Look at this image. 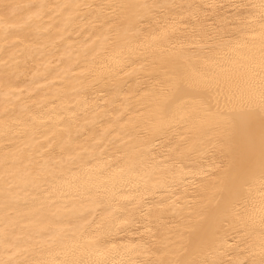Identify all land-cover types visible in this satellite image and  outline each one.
<instances>
[{
    "label": "bare ground",
    "instance_id": "6f19581e",
    "mask_svg": "<svg viewBox=\"0 0 264 264\" xmlns=\"http://www.w3.org/2000/svg\"><path fill=\"white\" fill-rule=\"evenodd\" d=\"M264 0H0V264H264Z\"/></svg>",
    "mask_w": 264,
    "mask_h": 264
},
{
    "label": "snow or ice",
    "instance_id": "6c2138e0",
    "mask_svg": "<svg viewBox=\"0 0 264 264\" xmlns=\"http://www.w3.org/2000/svg\"><path fill=\"white\" fill-rule=\"evenodd\" d=\"M262 110H264V101H262Z\"/></svg>",
    "mask_w": 264,
    "mask_h": 264
}]
</instances>
